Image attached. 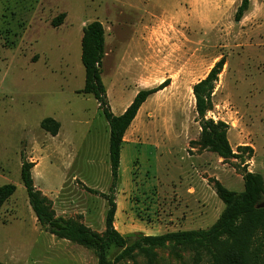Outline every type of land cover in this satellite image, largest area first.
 I'll use <instances>...</instances> for the list:
<instances>
[{
    "label": "rangeland",
    "instance_id": "374dc122",
    "mask_svg": "<svg viewBox=\"0 0 264 264\" xmlns=\"http://www.w3.org/2000/svg\"><path fill=\"white\" fill-rule=\"evenodd\" d=\"M0 0V186L16 193L0 209L2 264H98L97 253L42 227L21 180L24 160L56 218L106 229L112 183L108 122L85 86L86 25L105 29L102 81L114 115L136 93L170 80L151 96L128 130L121 152L114 226L123 236L205 230L225 206L216 184L244 191V170L264 179V0ZM64 15L63 24L53 21ZM226 64L206 120L224 122L238 159L205 147L193 87ZM54 119V136L41 127ZM248 147L252 151H241ZM119 251L112 247L108 258ZM232 242L171 246L120 264H215Z\"/></svg>",
    "mask_w": 264,
    "mask_h": 264
},
{
    "label": "trees",
    "instance_id": "16d2710c",
    "mask_svg": "<svg viewBox=\"0 0 264 264\" xmlns=\"http://www.w3.org/2000/svg\"><path fill=\"white\" fill-rule=\"evenodd\" d=\"M250 0H242L235 19L241 21L249 11ZM64 15L56 18L52 25L60 27ZM82 64L85 68V86L81 93L91 95L97 101L99 109L108 122L109 159L112 183L107 195L108 201L106 229L102 235L93 233L84 225L70 220L56 218L51 201L38 191L34 184L32 170L35 163L24 160L21 168V180L25 186L31 208L39 222L47 232L57 238L67 240L97 253L98 264H120L126 259H132L137 254L150 257L155 250L171 246L185 248H200L216 246L221 241L232 242L237 255L231 259L215 256V264H264V179L260 174L244 170V191L234 192L220 183L216 184V192L225 208L216 223L205 230L168 232L162 235L145 236L133 234L123 236L115 226L117 212L116 192L120 177L121 152L125 136L137 118L139 111L147 100L170 86V80L153 89L140 90L123 114H113L106 87L102 81V64L105 57V29L101 22L95 21L85 26L82 37ZM226 64L225 58L218 61L207 77L193 87L196 99V110L203 122L202 141L205 147L224 160L238 159L227 137L228 126L224 122L215 123L206 120L207 113L213 109L212 98L215 85L219 81ZM41 127L56 136L60 124L54 119H45ZM241 151L248 147L239 148ZM16 186L7 184L0 186V209L16 193ZM119 251L114 260L108 258L110 248ZM0 264H2L0 262ZM152 264V262H151Z\"/></svg>",
    "mask_w": 264,
    "mask_h": 264
},
{
    "label": "crops",
    "instance_id": "0c3cea01",
    "mask_svg": "<svg viewBox=\"0 0 264 264\" xmlns=\"http://www.w3.org/2000/svg\"><path fill=\"white\" fill-rule=\"evenodd\" d=\"M144 89H147V88H144ZM138 93V92H137ZM136 93V94H137ZM132 103V102H131ZM129 107V105L124 109V111L127 109ZM124 111H123V113H124ZM140 112V111H139ZM121 161H122V159H121Z\"/></svg>",
    "mask_w": 264,
    "mask_h": 264
}]
</instances>
